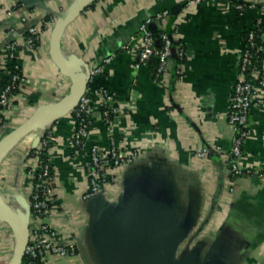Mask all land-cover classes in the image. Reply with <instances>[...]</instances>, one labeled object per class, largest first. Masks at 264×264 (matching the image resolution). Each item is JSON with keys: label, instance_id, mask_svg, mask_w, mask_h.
Wrapping results in <instances>:
<instances>
[{"label": "crops", "instance_id": "0c3cea01", "mask_svg": "<svg viewBox=\"0 0 264 264\" xmlns=\"http://www.w3.org/2000/svg\"><path fill=\"white\" fill-rule=\"evenodd\" d=\"M79 1L0 0V91L12 60L7 45L22 43L31 25H47L36 48L17 50L24 81L1 111L0 139L70 93L72 79L53 59L51 37ZM186 1L93 0L65 29L61 56L70 65L90 75L112 57L89 84L115 93L120 112L105 121L97 99L87 148L96 143L107 149L115 142L138 158L110 168L103 194L85 200L89 179L85 160L69 143L76 128L71 111H49L5 147L0 197L13 216L27 220L29 232L47 223L76 245L75 254L47 255L44 264H113L115 238L142 205L166 209L182 231L178 261L194 254L195 264H264V88L263 102L250 111L239 175L228 169L234 132L227 118L245 34L264 0ZM236 3L247 5L243 13ZM166 9L171 16L165 26L186 53L174 63L179 72L173 68L156 80L153 64L138 65L124 46L143 20ZM50 133L54 139L44 157L52 168L51 210L40 216L31 207L39 161L34 150ZM17 244L11 226L0 225V264H11Z\"/></svg>", "mask_w": 264, "mask_h": 264}, {"label": "built area", "instance_id": "2783aa9c", "mask_svg": "<svg viewBox=\"0 0 264 264\" xmlns=\"http://www.w3.org/2000/svg\"><path fill=\"white\" fill-rule=\"evenodd\" d=\"M206 1L216 0H187L186 4L191 5ZM246 6L244 3H236L235 5L240 13L244 12ZM249 6L255 7L254 4ZM170 16L171 11L166 9L147 17L124 46L125 50L133 53L138 65L157 60V65L154 68V78L156 80L163 78L173 68L176 72H179L174 63L182 60L186 53L184 44L177 42L173 32L165 26ZM151 24L156 25L155 30L150 28ZM46 27V24L41 26L31 25L22 43L12 41L7 45V54L15 60V64L11 73V82L0 91V116L2 109L9 105L12 94L24 81L21 66L16 60L17 50L20 47L26 49L36 48ZM155 31H158V36L155 35ZM111 60L112 57L105 59L103 65L91 71L90 76L93 77L101 73L105 64ZM238 70L227 114L228 122L234 132L232 145L228 152V169L231 175L243 173L238 166V161L243 156V145L250 134L248 128L250 111L254 105L263 102L260 91L264 88V4L259 6V14L253 27L247 30ZM89 82L76 107L71 111L76 120V128L69 142L74 155L81 156L85 160L86 173L89 179V187L84 194L85 200H91L103 194L110 178V168L127 165L138 158L136 151L123 152L115 142H112L107 149L96 143L87 148L91 116L97 107V99L101 100L100 106L105 121H110L114 114L120 112L115 93L105 87H93ZM52 139H54V136L51 133L48 134L43 141V146L34 150V154L39 161L35 172L31 207L40 216H47L51 210L50 195L52 194L53 176L50 162L44 157V151L49 144V140ZM206 152L205 149L199 152L198 155L203 156ZM4 223L0 218V225ZM75 253L76 245L74 243H65L63 237L55 228L43 223L30 232L24 261L25 264H44L43 260L47 255L63 256Z\"/></svg>", "mask_w": 264, "mask_h": 264}, {"label": "water", "instance_id": "95a60500", "mask_svg": "<svg viewBox=\"0 0 264 264\" xmlns=\"http://www.w3.org/2000/svg\"><path fill=\"white\" fill-rule=\"evenodd\" d=\"M93 0H80L67 11L56 23L51 37V53L61 72L72 79L70 93L53 105L42 106L35 115L14 131L0 139V154L7 145L35 129L39 122L51 110L63 108L72 111L88 85L90 75L70 65L61 56V39L67 26ZM152 30L156 29L151 24ZM100 196L91 200H96ZM0 218L8 223L18 241L11 264H22L30 232L27 220L18 221L12 214L11 207L0 197ZM183 237L182 231L164 208L142 205L131 211L126 225L115 238L112 251L113 264H195L196 256L189 254L178 261V245Z\"/></svg>", "mask_w": 264, "mask_h": 264}, {"label": "trees", "instance_id": "16d2710c", "mask_svg": "<svg viewBox=\"0 0 264 264\" xmlns=\"http://www.w3.org/2000/svg\"><path fill=\"white\" fill-rule=\"evenodd\" d=\"M155 35L158 36V31H155ZM245 36H246V34H245ZM151 63L155 67L157 65V60L155 59ZM14 64H15V60L12 59L8 65V70H9L8 73L9 74L4 75L3 78L1 79V89L4 88L6 85H8L11 82V73L14 69Z\"/></svg>", "mask_w": 264, "mask_h": 264}]
</instances>
